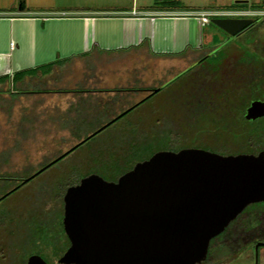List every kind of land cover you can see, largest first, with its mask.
<instances>
[{
  "label": "rangeland",
  "instance_id": "obj_1",
  "mask_svg": "<svg viewBox=\"0 0 264 264\" xmlns=\"http://www.w3.org/2000/svg\"><path fill=\"white\" fill-rule=\"evenodd\" d=\"M2 1L6 3L11 0H0V2ZM30 1L34 4L39 2V4L49 7L54 6L55 8L68 7L69 5V9L88 7L100 3L101 1L105 4L112 3L113 1L126 2L128 5L132 2L134 9L139 10L149 7L154 0ZM167 1L170 0H164V2ZM174 1L180 3L181 7L175 10L183 13V20L177 21L178 23L171 22L174 23V28L169 21H156L154 29L155 36L157 33H159L160 36H164L165 33H167V40H165L160 47L159 39L155 37V47L152 50L153 55L151 56L154 59L153 61L146 62L139 60L137 57L130 60L124 59L126 55L132 52L131 48L105 51L101 52L100 55L93 52L83 58L82 64L84 70L87 71L89 76L94 73L97 65L106 67L113 59H123L117 62V64L115 63L117 67L116 74H119L121 83L115 85V88L120 90L112 94V96L99 94L82 95L78 93L71 96L69 95L67 97L71 98L73 102L69 101L70 104L68 108L64 111L53 109L49 115L50 106H46V103H49V97L45 95L41 97L43 99L42 104H38L40 98L37 97L35 93L25 95L26 100L25 102L23 101V104H26V107L20 106L18 109H14L13 112H10L12 99L5 100L4 106L7 108L6 115L7 117L10 116V119L5 120V115L0 111V198L13 188L15 180L29 177L40 169L48 159L86 138L104 125L114 114L119 113L125 106L131 104V102L142 99L147 92H140L138 89L157 87L162 84L164 80L176 73L177 70H182L189 61L195 60L204 54L211 53L210 56L205 58L196 68L166 85L163 89H160L155 95L148 99L147 102L137 108L141 109L146 104L148 106L146 107L149 108L150 103L155 101V103H159L158 108H153L155 105H152L150 108L162 117L169 111L170 115L169 113L167 115L170 117L171 114H176V109L179 106V102H177L178 99L182 96L185 97L184 91L178 90L179 86L184 84L185 79H189L195 74L207 75V78L209 76L208 73L210 74L212 69L222 68L227 65L229 59L218 54L221 48L224 47V49H226L227 47H232L239 51H243L245 48L242 46L243 43L245 46L249 44L250 48L253 50L260 51V53L264 52V24L254 29L251 28L250 32L245 31L235 36H229L214 25L208 23L200 25L199 20L192 16V14H196L199 11H212L221 16L234 12L236 14L248 13L263 16L264 12L252 10L234 11L232 10L236 8L234 2L238 0ZM245 1H247L246 4L249 6L258 3L260 0ZM120 10L122 9H119V11ZM159 23H161V26ZM174 29L178 31L175 37L176 47H174L172 43V30ZM164 48H167V54L156 53L158 49ZM172 50L176 51L170 53ZM159 58H164V60H159ZM40 88H42L41 85L34 83L32 80L24 87V89L31 90L30 92H34ZM130 89L134 91H131V94L130 91H128V94L122 93L121 91ZM128 97L131 100H129ZM175 97H177V100ZM28 100H30L29 103L27 102ZM54 100L58 105L62 104V96L55 97ZM162 107L163 109H161ZM162 111L164 113H162ZM122 124L123 120H120L105 128L78 147L77 151L87 149L91 145H95L96 147L100 145H109L108 143H110V141L108 140L111 134H114L115 129L117 131L120 130ZM112 144L113 143H111V145ZM87 166H89V163L87 165L86 160H84L81 167L86 168ZM52 170L53 168L50 167L42 171L25 184L6 195L4 199L0 200V211L4 209L5 223L8 227V232H6V230L5 234L2 232L1 240H4L5 244L8 243L9 245H13V249L11 248L13 251L9 253L11 264H15L21 255L24 256L30 251L41 253L43 257H47L48 260L50 259L49 261L56 255L54 249L45 246L46 244H50L52 232L53 234L55 233V230H53L55 226L51 222L54 216V212L52 213L53 204L50 203L49 200V203L43 200L45 198L44 193H47L49 189H41L39 185L41 181L50 182L54 177L56 178L57 175L55 170ZM263 202L259 204L254 203L256 205H249L246 211L258 210L260 215L264 210ZM39 204H43L41 206L49 212L44 215V212L41 214ZM42 216L43 218H47V222H50L46 224L45 229H42L39 223ZM250 222L251 225L247 232V238L256 237V240H262L257 242L264 243V220L259 219V217H254L253 221L251 220ZM229 227L226 229L223 237L233 239L235 232L233 231V227ZM217 236L210 241L208 245V252H210L209 254L211 256L208 254V258H206L207 261L204 264H254V245L245 244L241 248L229 251L228 247L221 242L222 236ZM256 256V264H264V246L259 247Z\"/></svg>",
  "mask_w": 264,
  "mask_h": 264
},
{
  "label": "water",
  "instance_id": "obj_2",
  "mask_svg": "<svg viewBox=\"0 0 264 264\" xmlns=\"http://www.w3.org/2000/svg\"><path fill=\"white\" fill-rule=\"evenodd\" d=\"M252 21L249 17L209 19L229 36ZM263 116L264 101H251L245 118ZM263 201L264 152L223 156L196 148L158 151L135 163L116 182L91 174L66 189L62 227L69 246L58 263L199 264L211 238L247 205ZM258 246L264 243L254 245V264ZM27 264L46 263L31 255Z\"/></svg>",
  "mask_w": 264,
  "mask_h": 264
},
{
  "label": "trees",
  "instance_id": "obj_3",
  "mask_svg": "<svg viewBox=\"0 0 264 264\" xmlns=\"http://www.w3.org/2000/svg\"><path fill=\"white\" fill-rule=\"evenodd\" d=\"M246 3H234L236 8L232 10L264 12V0L249 6ZM179 7L181 6L178 1L154 0L146 9L175 10ZM251 17L253 18L252 22L254 23L252 26L254 27L251 26L247 32H250L251 28L254 29L264 24V15H253ZM207 23L212 25L209 20ZM242 46L245 47L243 51L232 47L221 48L218 54L228 57V63L222 68L212 69L207 78V75L195 74L184 80V84H181L178 90L184 91L185 97L182 96L178 99L179 106L175 115L171 114L169 117L167 115L168 111L162 117L150 108L151 105L147 108V104L143 108L137 109L153 95L144 97L102 129L104 130L117 121L123 120L120 130L115 129L114 134H111L108 140L110 141L109 145L98 147L91 145L87 149L77 151L78 147L102 131L100 130L74 146L64 156V160L62 157L63 161L58 162V165L63 166V168L60 172L55 171L56 178L54 177L50 182L41 181L39 183L41 189H49L47 193L43 192L45 195L43 200L47 203H49V200L53 204L52 213L54 212V216L51 222L55 226L53 229L55 233L52 232L51 241L56 240L53 238L54 235L57 238L63 234H61L59 222L62 195L68 187L77 184L81 177L97 173V176L100 175L99 177L104 180L116 181L119 176L130 170L135 163L148 159L158 151L177 152L181 149L196 148L226 156L242 153L255 154L259 150H264V117L253 121L244 119L245 108L250 101L264 100V52L249 51L243 43ZM38 68L14 73L11 82H16L24 76L37 73L44 74L50 68V65ZM5 79L7 78L5 77ZM215 87L217 88L214 90ZM175 98L177 100V97ZM163 111L162 113L165 112ZM111 143L113 144L111 145ZM70 158L72 160L69 162ZM84 160H86L87 165L89 163L86 168L81 167ZM5 196V194L2 195L0 200L4 199ZM256 204H259V202ZM41 205L43 204H39L41 214L42 212H44L43 215L49 212ZM249 205L218 234L222 236L221 242L228 247L229 251L241 248L245 244L253 245L258 243L257 241H262L256 240V237L247 238V232L251 225L250 221H253L254 217L264 220V210L260 215L258 210L246 211ZM39 223L42 229H45L46 224L50 222H47V218L42 216ZM229 226L233 227L235 232L233 239L223 237ZM6 227L5 211L3 209L0 211V264H11L9 253L13 251L11 250L13 245L5 244V241L1 240L2 232L4 234L5 230L8 232V227ZM215 237L211 238L209 243ZM208 248L205 259L199 264H204L207 261L206 258L210 253ZM31 253L41 254L30 251L24 256L21 255L15 264H25L26 257Z\"/></svg>",
  "mask_w": 264,
  "mask_h": 264
},
{
  "label": "crops",
  "instance_id": "obj_4",
  "mask_svg": "<svg viewBox=\"0 0 264 264\" xmlns=\"http://www.w3.org/2000/svg\"><path fill=\"white\" fill-rule=\"evenodd\" d=\"M68 7H49L30 0L0 2V111L5 115V120L10 116L6 115L4 102L10 98V112H13L20 106L26 107L23 104L25 95L35 93L40 98L38 104H42L41 97L45 95L49 97V103H46V106H50L49 115L53 109L66 110L69 101H72L67 97L69 95H85L94 88H114L121 83L119 74H116V64L123 59H113L106 67L97 65L92 76H89L84 70L83 58L93 52L100 55L105 51L131 48L132 52L124 59L137 57L142 61H153L151 56L155 37L159 39L160 47L167 40V33L161 35L163 41L159 33L155 36L156 21L171 23L184 17L177 10H147L146 7L137 10L132 2L128 5L126 2L105 4L101 1L88 7ZM176 34L178 31L172 30L174 47ZM157 51L167 54V48ZM45 65H50L46 73L24 76L11 82L14 73ZM31 80L42 88L34 92L24 89ZM58 96H62L61 105L54 100Z\"/></svg>",
  "mask_w": 264,
  "mask_h": 264
},
{
  "label": "flooded vegetation",
  "instance_id": "obj_5",
  "mask_svg": "<svg viewBox=\"0 0 264 264\" xmlns=\"http://www.w3.org/2000/svg\"><path fill=\"white\" fill-rule=\"evenodd\" d=\"M251 16H253L252 14L251 15H247V16H236V17H249V18H251L252 20H253V18L251 17ZM220 17V16H219ZM222 17V16H221ZM226 17H234V16H226ZM253 23L254 22H252V24L250 25V26H248V27H246L245 29H243L241 32H245V31H248V29L253 25ZM241 32H239L238 34H240ZM237 34V35H238ZM246 48L250 51H257V50H253L252 48H250V46H249V44H246ZM260 52V51H259ZM210 54L211 53H208V54H204V55H202V56H199L197 59H195V60H192V61H189L188 63H186V65H185V67L182 69V70H177V72L176 73H174L173 75H171L168 79H166V80H164L163 81V83L162 84H160L159 86H157V87H147V88H142V89H138L140 92H147L146 93V95L144 96V97H147V96H152V95H155L160 89H163L166 85H168V84H170L171 82H173V81H175L176 79H178V78H180L182 75H184V74H186V73H188V72H190L192 69H194V68H196L197 67V65H199V64H201L202 63V61L205 59V58H207L208 56H210ZM228 58V57H227ZM172 59V58H171ZM170 59V60H171ZM156 88H158V90L156 91V92H152L154 89H156ZM217 87H215L214 88V90L216 89ZM120 90V89H119ZM118 90V88H94V89H92V90H88L87 92H89L88 94H93V95H108V96H112V94H114V93H116L117 91H119ZM122 91V93H125V94H128V91H133V89H130V90H121ZM143 97V98H144ZM141 100V99H140ZM259 101H264V100H259ZM139 102V100L138 101H136V102H131V104H129V105H127V106H125L119 113H121L122 111H124V110H128V109H130L134 104H136V103H138ZM251 102V101H250ZM249 102V103H250ZM158 102H156L155 103V101L154 102H151L150 103V105H151V107H152V105H155L153 108H157L158 107ZM249 106V104L247 105V107ZM247 107L245 108V112H246V109H247ZM245 112H244V119L245 120H248V119H246L245 118ZM119 113H116V114H114L108 121H110L111 119H113L115 116H117ZM264 117V116H263ZM257 119H259V118H257ZM253 120H256V119H253ZM253 120H248V121H253ZM107 121V122H108ZM106 122V123H107ZM83 140V139H82ZM81 140V141H82ZM80 142V141H79ZM78 143V142H77ZM72 147V146H71ZM70 147V148H71ZM70 148H68V149H70ZM68 149H66L65 151H63V152H60V153H57L55 156H53V157H51L50 159H48L46 162H45V164H43L42 165V167L41 168H43L45 165H47L48 164V166L47 167H45L44 169H42L41 171H39V169L36 171V172H34L33 174H31L29 177H27V178H29L27 181H29L31 178H33V177H35L36 175H38L39 173H41L42 171H44V170H46L47 168H50V167H52L53 168V171L55 170L56 172L58 171V172H60V170L63 168V166H59L58 165V162H62L63 160H64V156L67 154V152H69L70 150H68ZM68 150V151H67ZM259 152H264V150H259L257 153H255V154H252V155H257ZM242 154H244V153H242ZM235 155H237V154H235ZM62 157H63V160H62ZM56 159V160H55ZM61 159V160H60ZM72 159L70 158L69 159V162L71 161ZM40 168V169H41ZM39 171V172H38ZM92 174H96V175H98L97 173H92ZM100 176V175H99ZM85 177V176H84ZM83 177H81L80 179H79V181L82 179ZM102 178V177H101ZM26 179V178H25ZM22 180H24V179H19V180H15V184H14V186H13V188L12 189H10V191H8V192H6L5 193V195H7L8 193H10V192H12V191H14V190H16L17 188H19L21 185H23V184H25L26 182H22ZM104 180V179H103ZM79 181H78V183H79ZM105 181H107V180H105ZM117 181V180H116ZM116 181H108V182H116ZM77 183V184H78ZM42 184H44V183H42ZM77 184H75V185H77ZM40 185V184H39ZM75 185H73V186H75ZM41 186V185H40ZM69 188V187H68ZM65 193V192H64ZM63 196H64V194L62 195V201H61V215H60V219H59V222H60V229H61V234H60V232H59V234L61 235V237H57V238H55V235H54V239H56V240H54V241H51L50 242V244H46L45 246H49V248H52V249H54V253H56V255L53 257V259L51 260V261H49L48 260V258L47 257H43V255L42 254H38V253H31L30 255H28L27 257H26V263L25 264H27V259H28V257L29 256H31V255H36V256H39L46 264H60V263H58V259H59V257L66 251V249L68 248V246H69V241H68V239H67V237H66V235H65V233H64V231H63V227H62V217H63ZM258 203V202H257ZM259 203H262V202H259ZM264 203V202H263ZM57 239H58V241H57ZM66 240V241H65ZM256 244V243H255ZM255 244H253V245H255ZM254 247V246H253ZM259 247L260 246H258L257 248H256V253H257V251H258V249H259ZM56 250V251H55ZM59 254V255H58Z\"/></svg>",
  "mask_w": 264,
  "mask_h": 264
},
{
  "label": "built area",
  "instance_id": "obj_6",
  "mask_svg": "<svg viewBox=\"0 0 264 264\" xmlns=\"http://www.w3.org/2000/svg\"><path fill=\"white\" fill-rule=\"evenodd\" d=\"M247 15H251V14H248V13L247 14L246 13L236 14L234 12V13L222 15V16H234V17H236V16H247ZM192 16L199 20L200 25H203V24L208 22L209 18L215 17V16H221V15H218V13L212 12V11H199L196 14H192ZM10 46L12 47L11 43H10Z\"/></svg>",
  "mask_w": 264,
  "mask_h": 264
}]
</instances>
